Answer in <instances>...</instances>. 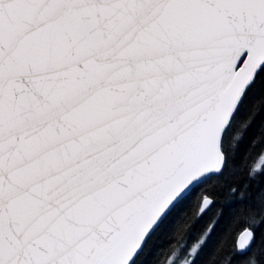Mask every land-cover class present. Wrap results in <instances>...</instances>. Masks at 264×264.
Returning a JSON list of instances; mask_svg holds the SVG:
<instances>
[{"label":"snow or ice","instance_id":"snow-or-ice-1","mask_svg":"<svg viewBox=\"0 0 264 264\" xmlns=\"http://www.w3.org/2000/svg\"><path fill=\"white\" fill-rule=\"evenodd\" d=\"M257 95L264 0H0V264H264Z\"/></svg>","mask_w":264,"mask_h":264},{"label":"trees","instance_id":"trees-1","mask_svg":"<svg viewBox=\"0 0 264 264\" xmlns=\"http://www.w3.org/2000/svg\"><path fill=\"white\" fill-rule=\"evenodd\" d=\"M262 102H264V97H261L260 95H257L255 97L252 98L251 103L259 106ZM259 119V118H258ZM255 129V125L253 127L252 130H250L249 132V137L251 136L252 132ZM243 145L241 147V152L243 151ZM260 150L259 146H257V148L252 150L251 155L249 156L248 159V164L252 165V164H256L258 162L257 157H256V153ZM215 207L209 211L202 220L199 221L197 227H201L203 226V224H205L209 217L212 216L213 212H215ZM195 208H189L187 209V216L188 217H192L193 219L194 217V212H195ZM237 216V220L228 223L227 224V228L228 231L227 233L224 235L223 241H222V248L227 251V252H231L232 249L236 246V239L239 235V233L246 229L247 227H250L252 225V217L249 216L247 213H236ZM227 221V217H225L224 219L221 220V225L220 227L217 228V231L213 233L212 238L209 241V245L206 246L205 252L209 255L212 254V244L215 240H217L219 238L220 232H221V228H223L226 224ZM182 222H183V218H182ZM257 234L259 235V229L257 230ZM174 243V241H172L170 238L167 237H163L161 238V240L159 241L158 245L156 246V248L154 249L156 255L153 256L151 253L148 255V257L145 258V264H149V261H152L153 264H157V261L159 259H163L164 258V252L165 250L169 247L170 244ZM256 246V243H253V247ZM247 255V253H244L243 255H237L235 257V262H238L240 260H243L245 258V256Z\"/></svg>","mask_w":264,"mask_h":264},{"label":"water","instance_id":"water-1","mask_svg":"<svg viewBox=\"0 0 264 264\" xmlns=\"http://www.w3.org/2000/svg\"><path fill=\"white\" fill-rule=\"evenodd\" d=\"M244 230H245V229H244ZM244 230H242V231L239 233V235H238V237H237V239H236V245H237V243H238L239 237L243 234Z\"/></svg>","mask_w":264,"mask_h":264}]
</instances>
